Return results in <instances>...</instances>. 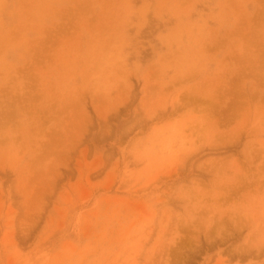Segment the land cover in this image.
<instances>
[{
	"label": "rangeland",
	"instance_id": "rangeland-1",
	"mask_svg": "<svg viewBox=\"0 0 264 264\" xmlns=\"http://www.w3.org/2000/svg\"><path fill=\"white\" fill-rule=\"evenodd\" d=\"M0 264H264V0H0Z\"/></svg>",
	"mask_w": 264,
	"mask_h": 264
}]
</instances>
